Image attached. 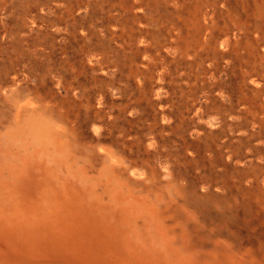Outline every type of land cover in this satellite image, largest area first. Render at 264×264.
<instances>
[{
    "label": "rangeland",
    "instance_id": "obj_1",
    "mask_svg": "<svg viewBox=\"0 0 264 264\" xmlns=\"http://www.w3.org/2000/svg\"><path fill=\"white\" fill-rule=\"evenodd\" d=\"M257 9L264 12V1L0 0V135L15 123L17 97L29 96L64 118L70 138L84 144L74 141L70 167L55 163V152L41 145H10L5 138L0 165L13 176L33 158L31 147L39 149L58 190L77 192L86 208L97 209L115 232L108 237L115 249L95 251L92 264H140L137 255L157 264H177L179 257L209 262L210 254L213 264L261 259L264 217L257 208L246 213L240 194L221 213L209 206L206 214L241 229L232 257L209 236L192 237L199 243L185 250L179 224L162 214L181 200L180 185L236 191L250 184L232 171L264 166V13ZM90 48L96 65L112 72L92 70ZM253 79L261 81L263 95ZM99 142H119L114 147L128 160L155 169L154 182L133 183L120 169L109 182L101 174ZM247 154L253 161L246 167L226 160Z\"/></svg>",
    "mask_w": 264,
    "mask_h": 264
},
{
    "label": "bare ground",
    "instance_id": "obj_2",
    "mask_svg": "<svg viewBox=\"0 0 264 264\" xmlns=\"http://www.w3.org/2000/svg\"><path fill=\"white\" fill-rule=\"evenodd\" d=\"M262 1L264 0H255L258 4ZM256 12L259 16L264 13L261 9H257ZM88 52L93 71L100 70L106 75L112 72L101 65H96L95 61L98 60L92 48ZM250 83L260 95L263 93L260 80L253 79ZM220 95L224 94L220 93ZM35 103L32 97H17L15 123L8 131L0 135L1 155L5 151L1 145L5 138L9 139L5 141L10 145L27 146L32 142V145L36 143L55 152L54 160L58 165L69 164L72 167L76 164V160L69 154L72 152L74 141L81 146L84 144L76 136L70 138L68 134L70 129L64 118L57 117L52 111L42 108V105L35 106ZM22 118L25 120L22 121ZM215 125L211 122L212 127H216ZM93 133L96 139L101 141V132L97 128H94ZM197 134L196 132L191 133L192 136ZM118 144L119 142L114 146ZM97 146L105 161L101 174L109 182L116 181L114 174L116 169L122 170L127 175V180L133 183L154 182L155 169L147 168L143 160L137 158L128 160L126 152L119 147L102 142H99ZM150 146L153 147V144ZM31 148L35 152L33 158L29 160V163L26 162L27 165L24 164V167L13 170L15 175H10L12 173L10 168L0 165V264H92L89 260L96 255L95 251L114 252L115 245L113 244L114 247L109 245L108 237L114 235L115 232L108 227V222L104 223L101 217L95 215L97 209L91 207L87 209L86 203L77 192L72 193L71 191L66 194L60 192L59 186L52 181L54 174L47 168L43 169L42 161L38 156L39 149ZM254 154L258 155L259 150L255 149ZM248 157L250 154L237 159L228 156L226 160L234 165L239 164L246 167L253 161L251 158L247 159ZM210 162L212 164L213 160ZM81 170L85 176V170ZM5 171H8L7 175H3ZM231 173V177L237 178L238 181L243 179L241 183L247 182L245 185L250 184V186L215 194L213 184L203 183L201 190L195 184L180 185L178 193L181 200L168 204L163 209L162 214L165 218H171L179 224L176 233L183 239L184 249V246L194 243L192 237L200 241L202 236H209L214 244H218L225 256L232 257L238 251L240 244L237 242L236 235L241 229L220 215L219 219L207 217L206 214L211 212L209 206L218 208L221 213L226 209V204L235 201L237 195L240 194L246 213L257 208L264 217V166H251ZM251 177H253L252 180ZM67 188L72 189V186L68 184ZM169 226L173 229L171 225ZM103 233L106 234V238L103 237ZM185 234L187 237L183 238ZM199 241H196L194 245ZM261 252V259L255 264H264V241ZM207 256H209V262L204 260L197 264H213L214 254ZM140 257L137 255L134 261L140 264H157L149 260L147 256L142 260ZM175 262L196 264L194 258L184 260L179 257Z\"/></svg>",
    "mask_w": 264,
    "mask_h": 264
}]
</instances>
